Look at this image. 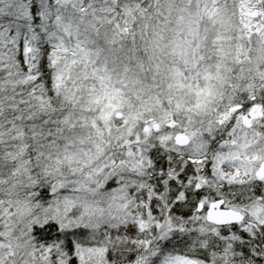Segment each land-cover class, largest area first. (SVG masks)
Returning a JSON list of instances; mask_svg holds the SVG:
<instances>
[{
	"label": "snow or ice",
	"instance_id": "6c2138e0",
	"mask_svg": "<svg viewBox=\"0 0 264 264\" xmlns=\"http://www.w3.org/2000/svg\"><path fill=\"white\" fill-rule=\"evenodd\" d=\"M0 264H264V0H0Z\"/></svg>",
	"mask_w": 264,
	"mask_h": 264
}]
</instances>
